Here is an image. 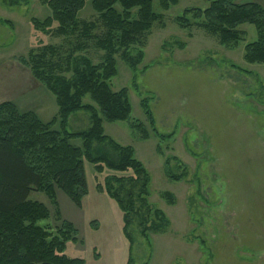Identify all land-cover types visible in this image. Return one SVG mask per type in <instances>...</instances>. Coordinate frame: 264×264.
<instances>
[{
    "label": "rangeland",
    "instance_id": "obj_1",
    "mask_svg": "<svg viewBox=\"0 0 264 264\" xmlns=\"http://www.w3.org/2000/svg\"><path fill=\"white\" fill-rule=\"evenodd\" d=\"M211 1L179 0L163 9L153 0L159 17L129 48L133 56L143 54L141 63L132 67L121 52L114 56L117 73L110 86L113 91L126 89L131 115L123 121H104L105 134L133 147L147 172L145 179L126 178L123 185L111 181L129 207L131 252L123 214L97 184L106 176L132 172L98 174L85 161L88 193L81 207L58 189L55 202L43 192H31L30 199L51 212L40 225L56 232L67 220L79 231L77 243H66L67 256L86 264H127L129 253L130 264H264V64L244 58L246 45L256 41L258 33L251 24L240 25L243 39L226 46L203 27V19L189 15L190 25H179L177 19L186 10L206 9ZM239 2L264 7V0ZM50 15L42 0L19 6L0 0V103L11 101L43 122L57 114L55 97L18 58L53 46L55 61L65 70L74 58L100 64L106 57L97 43L106 28L92 0L78 14L81 22L96 23L89 36L81 29L73 36H56L57 23L46 34L32 28L31 18ZM83 101L93 103L89 95ZM143 104L153 115V125ZM132 122L144 125L147 138ZM90 126V114L80 110L69 117L67 129L81 132ZM72 143L82 145L80 139Z\"/></svg>",
    "mask_w": 264,
    "mask_h": 264
},
{
    "label": "trees",
    "instance_id": "obj_2",
    "mask_svg": "<svg viewBox=\"0 0 264 264\" xmlns=\"http://www.w3.org/2000/svg\"><path fill=\"white\" fill-rule=\"evenodd\" d=\"M86 1L42 0L50 8L51 15L44 20L31 18L32 28L46 34L57 23L56 36H73L80 29L84 36H89L96 23L81 22L78 18ZM1 2L19 6L28 4L29 0ZM159 2L163 9H168L179 0ZM92 7L106 28L97 42L106 52L102 63L93 64L88 58L79 57L73 59L71 68L62 70L55 61L57 53L53 46H43L39 53L31 50L28 57L18 58L54 95L58 107L56 116L43 122L35 112H22L11 101L0 103V264H86L84 259L65 254L67 242H78L79 231L74 224L62 220L56 232L40 225L51 212L44 203L30 199L31 192L39 191L55 202L58 189L81 207L88 193L85 161L93 164L98 174L105 170L122 174L132 172L130 176H106L103 183L97 184L98 191L106 193L119 206L123 214V233L130 242L131 252L132 241L127 232L129 207L124 205L111 181L115 179L123 185L126 178L130 181L145 179L147 172L135 157L133 147L123 146L107 136L103 123L127 120L131 115L126 89L113 91L110 86L117 73L114 56L121 52L122 58L132 67L141 63L143 54L139 52L133 56L129 48L159 16L153 10V0H92ZM189 15L203 19V27L216 34L226 46L236 45L243 39L240 25L255 26L258 39L246 45L244 58L249 63L264 64V7L259 3L212 0L206 9L186 10L177 19L181 27L190 25ZM5 23L11 26L10 21ZM67 72L72 76L66 77L64 73ZM87 95L93 103H84ZM143 106L153 125L148 105ZM80 110L90 114L91 126L85 131L70 132L67 129L69 117ZM132 127L147 138L142 123L132 122ZM74 139H80L82 145H74ZM156 214L161 222L167 221L161 212ZM131 261L129 253L127 264Z\"/></svg>",
    "mask_w": 264,
    "mask_h": 264
}]
</instances>
